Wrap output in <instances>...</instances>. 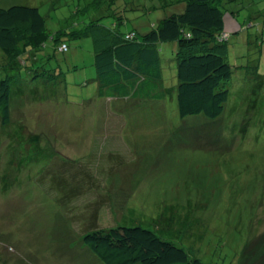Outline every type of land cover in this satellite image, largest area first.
<instances>
[{
	"label": "rangeland",
	"instance_id": "obj_1",
	"mask_svg": "<svg viewBox=\"0 0 264 264\" xmlns=\"http://www.w3.org/2000/svg\"><path fill=\"white\" fill-rule=\"evenodd\" d=\"M90 1L0 0V7L37 6L46 18L47 31L62 33L70 46L43 61L45 56L38 51L39 60L8 74L15 77L13 124L6 130L15 134L21 124L11 145L1 143L0 132V264H84L89 252L81 248L80 234L134 225L182 246L205 264H240L245 246L260 242L257 257L249 262L264 260L258 257L264 254V16L257 13L253 25L242 28L248 10L264 14V0L222 6L223 27L231 33L228 60L235 68L223 113L215 119L200 113L180 117L176 97L169 92L168 117L160 124L169 122L174 129L156 133L150 114L165 107L156 99L129 108L132 117L110 109L113 118L120 120L111 132L125 135L126 141L119 143V149L100 142L104 150L97 163L103 165L105 186L77 195L68 190L81 188L78 168L89 166L79 155L96 148L92 137L109 132L94 114L99 99L94 97L91 38L72 35L96 16ZM141 2L135 0L142 6ZM230 9L237 12L232 14ZM132 12H126L129 20L123 30L134 26ZM109 17L99 22L111 21ZM141 17L147 23L155 21L152 12ZM170 49L161 52V61L165 82L173 85L176 60ZM253 65L261 81L256 88L253 76L249 78ZM131 135L136 141L127 140ZM31 137L36 141L30 142L33 147L28 150ZM15 157L25 159L19 166L4 163ZM52 176L63 178V185H50ZM118 176L124 186H117ZM45 188L53 190L52 200L47 199ZM58 195L62 200L68 197L66 207L56 205ZM89 200L93 204L87 205ZM88 264L99 263L92 258Z\"/></svg>",
	"mask_w": 264,
	"mask_h": 264
},
{
	"label": "trees",
	"instance_id": "obj_2",
	"mask_svg": "<svg viewBox=\"0 0 264 264\" xmlns=\"http://www.w3.org/2000/svg\"><path fill=\"white\" fill-rule=\"evenodd\" d=\"M243 1L245 0H142V6L135 3V0L89 2L94 6L92 11L96 16L87 22L84 21L83 29L76 30L72 35L86 34L91 38L90 65L95 71L93 81L96 84L94 97L99 99L95 101L94 114L97 122L104 121L109 132L92 137L90 141L96 142V148L90 151V158L86 154L82 156L85 162L90 161V164L87 168L85 164H80L81 167L78 168L82 174V186L75 190L69 188L68 191H74L79 195L85 193V189L91 187L103 189L105 186L103 165L97 163V156L102 154L104 146L115 148L120 142L126 141L125 135L111 132L112 126H117L120 120L113 118L115 114L111 113L110 109L122 111L132 117V109L129 108L143 105L144 100L153 102L155 100L150 99H156V102H161L165 106L163 110L153 109L150 114L151 125L156 133L174 129L169 122H166L165 126L160 124L161 119L168 117L166 106L169 104L167 95L169 92H173V96L176 97V107L180 117L200 113L209 119H215L223 113L230 95L229 82L235 68L228 60L227 42L231 33L223 27L225 8L222 6L226 2L240 6ZM251 2L253 3V0ZM113 5H115L113 11L108 12ZM127 11H134L132 13L136 14L135 24L123 30L122 26L129 20ZM248 11L249 14L242 24L243 29L253 25L257 13L264 16L261 11ZM150 12L155 14V21L150 20L147 23L141 17V13L150 14ZM230 12L235 14L237 9H230ZM105 17H109L111 21L99 22ZM146 23L148 25L145 28ZM62 45H65V50L61 49ZM69 47L68 39L62 33L56 35L47 31L46 18L37 6L15 3L0 7L1 143L3 140L11 145L14 141L12 135H18L17 130L21 124H17L15 134L6 130L13 124L11 102L13 101L12 82L15 77L8 74L19 71L21 66L27 67L32 61L39 60L35 55L38 51L45 56L41 59L43 61L58 56L56 53L68 51ZM165 49H170L176 60L173 85L165 82L161 61V52ZM251 67L253 71H250L249 78L253 76L255 79L253 84L256 88L261 81L257 80V75L254 73L256 66ZM46 70L52 69H44ZM41 77L44 78V75ZM250 108H252V100ZM127 111L129 113H126ZM179 129L177 126L175 131ZM158 136L161 139L164 137L162 134ZM84 137L89 141V134ZM128 138L136 141V136H128L127 140ZM28 140V150H30L33 147L30 142L36 140L32 137ZM101 141L108 144L101 147ZM19 158L5 159L4 163L19 166V162L22 163L25 159L19 160ZM0 162H3L2 155ZM73 174L75 175L76 172ZM51 178L50 185L54 187L63 185V178L61 180H57L55 176ZM121 185L124 186V183ZM45 190L47 199L52 200L49 193L53 190L47 188ZM68 204V197L62 200V196L58 195L57 206L66 207ZM88 204H93V201H87ZM63 226L66 227V224ZM78 240L80 245H83L81 248L84 247L89 252V257L85 256L83 259L84 264H88L89 259L92 258L99 264H205L199 258L190 256L182 246L165 240L154 231L139 225L96 228L80 234ZM260 245L261 242L250 246L247 244L241 255L240 264H252L249 260L257 257ZM263 256L264 254L258 257ZM262 261L257 258V264H264V260Z\"/></svg>",
	"mask_w": 264,
	"mask_h": 264
},
{
	"label": "crops",
	"instance_id": "obj_3",
	"mask_svg": "<svg viewBox=\"0 0 264 264\" xmlns=\"http://www.w3.org/2000/svg\"><path fill=\"white\" fill-rule=\"evenodd\" d=\"M116 149H119V146L115 147ZM90 151L91 150H86V151H82V153L79 155L80 157H82L84 154L87 155V157L90 158ZM89 158H87L89 160ZM135 161H137V158H133ZM87 164L89 165L90 164V161H86ZM136 171H137V166H136ZM124 183V179L122 180V182H120V177L118 178V186H122L121 184Z\"/></svg>",
	"mask_w": 264,
	"mask_h": 264
},
{
	"label": "built area",
	"instance_id": "obj_4",
	"mask_svg": "<svg viewBox=\"0 0 264 264\" xmlns=\"http://www.w3.org/2000/svg\"><path fill=\"white\" fill-rule=\"evenodd\" d=\"M61 49H62V50H65V45H62Z\"/></svg>",
	"mask_w": 264,
	"mask_h": 264
}]
</instances>
